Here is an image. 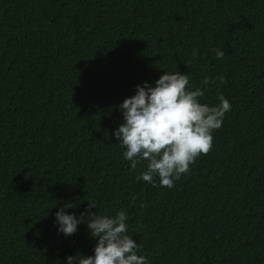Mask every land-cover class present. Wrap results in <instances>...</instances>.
Segmentation results:
<instances>
[{"label": "trees", "instance_id": "16d2710c", "mask_svg": "<svg viewBox=\"0 0 264 264\" xmlns=\"http://www.w3.org/2000/svg\"><path fill=\"white\" fill-rule=\"evenodd\" d=\"M163 71L230 103L172 188L137 181L112 136ZM66 201L124 210L149 264H264V0H0V264L91 255L84 224L56 231Z\"/></svg>", "mask_w": 264, "mask_h": 264}, {"label": "clouds", "instance_id": "9594fccd", "mask_svg": "<svg viewBox=\"0 0 264 264\" xmlns=\"http://www.w3.org/2000/svg\"><path fill=\"white\" fill-rule=\"evenodd\" d=\"M217 59L225 51L212 50ZM193 50L192 56H196ZM222 79V78H221ZM211 83L205 76L203 87H189L187 73L163 71L154 82L142 81L135 85L134 94L117 105L122 122L113 129L115 144L124 148L122 158L130 170H136L143 161L144 167L135 176L137 181L155 186L154 177L161 187L172 188L174 181L189 171L191 163L212 146V132L223 123L230 110L229 101L218 96V104L201 103L199 98ZM95 208L94 204H89ZM74 208L66 201L53 213L56 231L70 236L84 224L95 245L91 255L79 252L66 255L62 264H149L147 257L138 254L141 247L128 235V217L124 210L114 215H98L85 208L79 215L68 212Z\"/></svg>", "mask_w": 264, "mask_h": 264}]
</instances>
